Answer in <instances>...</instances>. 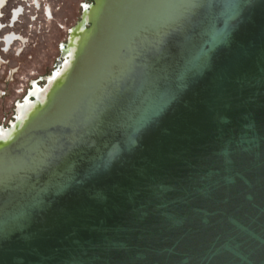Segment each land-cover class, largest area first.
<instances>
[{
  "label": "water",
  "instance_id": "obj_1",
  "mask_svg": "<svg viewBox=\"0 0 264 264\" xmlns=\"http://www.w3.org/2000/svg\"><path fill=\"white\" fill-rule=\"evenodd\" d=\"M0 264H264V0H94L0 134Z\"/></svg>",
  "mask_w": 264,
  "mask_h": 264
},
{
  "label": "rangeland",
  "instance_id": "obj_2",
  "mask_svg": "<svg viewBox=\"0 0 264 264\" xmlns=\"http://www.w3.org/2000/svg\"><path fill=\"white\" fill-rule=\"evenodd\" d=\"M28 3L6 0L0 18V128H6L14 118L17 104H23L34 87H38L59 61L72 32L78 27L83 12L91 0H39L40 8ZM23 6L25 13L16 23H8L15 6ZM53 14L47 20L43 7ZM20 35L24 43L16 42L2 53V36Z\"/></svg>",
  "mask_w": 264,
  "mask_h": 264
},
{
  "label": "flooded vegetation",
  "instance_id": "obj_3",
  "mask_svg": "<svg viewBox=\"0 0 264 264\" xmlns=\"http://www.w3.org/2000/svg\"><path fill=\"white\" fill-rule=\"evenodd\" d=\"M18 2L21 3H28L27 0H17ZM94 1V0H91ZM6 0H0V10L3 8L4 4H5ZM31 5L35 8V9H39L40 8V2L39 0H31ZM85 12H87L86 10L83 12L81 20L84 21L85 19ZM25 13V8L21 5V6H15L14 9L10 12L9 14V21L8 23H11L13 25V23H16L17 20L19 19L20 16H23ZM43 13L44 16L47 20H51L53 18V14L51 12V9L49 6H45L43 7ZM2 17V12L0 15V18ZM2 29V26L0 25V30ZM13 40V37H7L5 40L6 46H8L10 44V42Z\"/></svg>",
  "mask_w": 264,
  "mask_h": 264
},
{
  "label": "crops",
  "instance_id": "obj_4",
  "mask_svg": "<svg viewBox=\"0 0 264 264\" xmlns=\"http://www.w3.org/2000/svg\"><path fill=\"white\" fill-rule=\"evenodd\" d=\"M3 29V28H2ZM1 31V30H0ZM10 36H12L13 37V40L10 42V44L8 45V46H6V43H5V40H6V38L7 37H10ZM2 42L1 43H3V50H2V53H7L8 52V50L10 49V47L11 46H13V44L14 43H16V42H22V43H24V40H23V38L20 36V35H17L16 33H7L5 36H2Z\"/></svg>",
  "mask_w": 264,
  "mask_h": 264
},
{
  "label": "bare ground",
  "instance_id": "obj_5",
  "mask_svg": "<svg viewBox=\"0 0 264 264\" xmlns=\"http://www.w3.org/2000/svg\"><path fill=\"white\" fill-rule=\"evenodd\" d=\"M38 87H34V89L30 92L29 95H32L34 93V91L37 89ZM28 100V97L26 98L25 102L23 104H17V111L16 114L18 113V111L22 108V106L26 103V101ZM4 130V128H0V134L2 133V131Z\"/></svg>",
  "mask_w": 264,
  "mask_h": 264
}]
</instances>
